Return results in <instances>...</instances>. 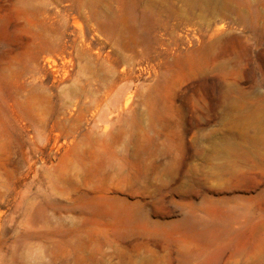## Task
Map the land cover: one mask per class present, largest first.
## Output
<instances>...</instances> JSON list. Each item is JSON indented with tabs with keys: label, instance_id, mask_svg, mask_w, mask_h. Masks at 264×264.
Instances as JSON below:
<instances>
[{
	"label": "rangeland",
	"instance_id": "obj_1",
	"mask_svg": "<svg viewBox=\"0 0 264 264\" xmlns=\"http://www.w3.org/2000/svg\"><path fill=\"white\" fill-rule=\"evenodd\" d=\"M0 264H264V0H0Z\"/></svg>",
	"mask_w": 264,
	"mask_h": 264
}]
</instances>
